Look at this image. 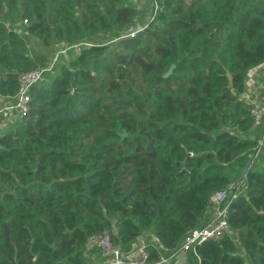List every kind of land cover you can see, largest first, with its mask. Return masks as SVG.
<instances>
[{"label":"trees","instance_id":"trees-1","mask_svg":"<svg viewBox=\"0 0 264 264\" xmlns=\"http://www.w3.org/2000/svg\"><path fill=\"white\" fill-rule=\"evenodd\" d=\"M0 45L3 97L66 49L0 130V264H93L105 227L156 264L230 185L223 238L184 264H264V0H0Z\"/></svg>","mask_w":264,"mask_h":264},{"label":"built area","instance_id":"built-area-1","mask_svg":"<svg viewBox=\"0 0 264 264\" xmlns=\"http://www.w3.org/2000/svg\"><path fill=\"white\" fill-rule=\"evenodd\" d=\"M140 30L130 27L127 36L133 37ZM72 48L77 49L74 45ZM66 49L57 50L50 57L48 66L19 73L16 77L17 91L13 96L3 97L0 95V130L7 122L15 117H24L29 110L30 89L33 84L43 80V74L51 71L54 64L58 62L59 54H64ZM250 114L256 122L262 121L264 127V99L250 101ZM236 187L230 185L225 190L219 191L211 198L212 216L203 225L190 230L180 248L174 249L169 256H160L156 264H184L185 253L194 250L195 246L203 244L207 240L220 241L227 231L225 220L227 205L225 199L230 194V200L236 197ZM151 240L158 248H162L156 237ZM88 243L99 251L100 261L93 264H150L149 252L146 246V236L139 238L128 251H123L118 244L113 243L111 232L108 228L91 234Z\"/></svg>","mask_w":264,"mask_h":264},{"label":"crops","instance_id":"crops-1","mask_svg":"<svg viewBox=\"0 0 264 264\" xmlns=\"http://www.w3.org/2000/svg\"><path fill=\"white\" fill-rule=\"evenodd\" d=\"M133 3H137L138 6H140L143 2V0H131ZM256 72H251V75L248 77V80L250 82L249 87H251L249 89V98H251V100H258L255 99L257 97L255 92H258L259 98H261L262 100L264 99V88H262L263 82L260 81V77L263 76L264 77V72H262L261 74H257L256 73V78L252 80V76L253 74H255ZM90 259L92 260L91 262L96 263L100 261V255L99 254H91L90 255Z\"/></svg>","mask_w":264,"mask_h":264},{"label":"rangeland","instance_id":"rangeland-1","mask_svg":"<svg viewBox=\"0 0 264 264\" xmlns=\"http://www.w3.org/2000/svg\"><path fill=\"white\" fill-rule=\"evenodd\" d=\"M62 49V48H61ZM57 50H60V47H53V48H42L41 47V51H43L44 53H47L48 55H49V57H52V56H54L55 55V52L57 51ZM260 69V68H259ZM258 69V70H259ZM259 71H262V70H259ZM258 71V72H259ZM251 72H257V68L256 69H253ZM250 75H251V73H250ZM253 78H252V80L253 79H255L256 78V73L255 74H253V76H252ZM248 84H250V82L248 81ZM249 87V86H248ZM251 87H249V89H250ZM256 93V95H257V97H256V99L258 98V100H261V99H259V95H258V92H255Z\"/></svg>","mask_w":264,"mask_h":264},{"label":"water","instance_id":"water-1","mask_svg":"<svg viewBox=\"0 0 264 264\" xmlns=\"http://www.w3.org/2000/svg\"><path fill=\"white\" fill-rule=\"evenodd\" d=\"M6 42V41H5ZM1 46V45H0ZM173 65L170 67V69L168 70V72H167V74H169L170 73V71L173 69ZM89 69H91V63H90V65H89ZM246 80H247V78H246Z\"/></svg>","mask_w":264,"mask_h":264}]
</instances>
